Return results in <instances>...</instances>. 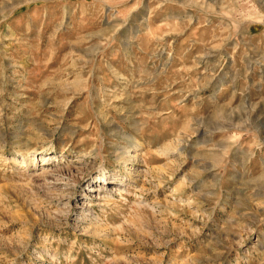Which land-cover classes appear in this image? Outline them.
I'll list each match as a JSON object with an SVG mask.
<instances>
[{
    "label": "rangeland",
    "instance_id": "rangeland-1",
    "mask_svg": "<svg viewBox=\"0 0 264 264\" xmlns=\"http://www.w3.org/2000/svg\"><path fill=\"white\" fill-rule=\"evenodd\" d=\"M0 264H264V0H0Z\"/></svg>",
    "mask_w": 264,
    "mask_h": 264
}]
</instances>
